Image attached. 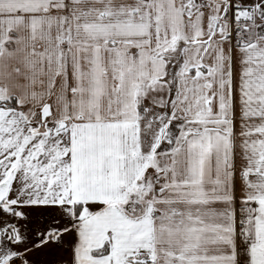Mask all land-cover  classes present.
<instances>
[{"label": "snow or ice", "instance_id": "snow-or-ice-1", "mask_svg": "<svg viewBox=\"0 0 264 264\" xmlns=\"http://www.w3.org/2000/svg\"><path fill=\"white\" fill-rule=\"evenodd\" d=\"M0 264H264V0H0Z\"/></svg>", "mask_w": 264, "mask_h": 264}]
</instances>
